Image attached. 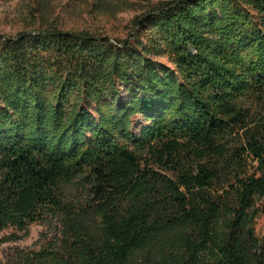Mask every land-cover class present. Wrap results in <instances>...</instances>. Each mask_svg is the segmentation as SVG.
I'll use <instances>...</instances> for the list:
<instances>
[{
	"label": "trees",
	"instance_id": "trees-1",
	"mask_svg": "<svg viewBox=\"0 0 264 264\" xmlns=\"http://www.w3.org/2000/svg\"><path fill=\"white\" fill-rule=\"evenodd\" d=\"M134 23L0 34V264H264V0Z\"/></svg>",
	"mask_w": 264,
	"mask_h": 264
},
{
	"label": "rangeland",
	"instance_id": "rangeland-1",
	"mask_svg": "<svg viewBox=\"0 0 264 264\" xmlns=\"http://www.w3.org/2000/svg\"><path fill=\"white\" fill-rule=\"evenodd\" d=\"M164 1L175 0H0V34L15 37L57 27L66 32L101 34L116 43L134 33L137 17ZM45 231L47 226L33 225L27 239L13 242L8 240L12 229L0 232V260H5L14 246L39 249ZM256 233L264 237V212L259 215Z\"/></svg>",
	"mask_w": 264,
	"mask_h": 264
},
{
	"label": "water",
	"instance_id": "water-1",
	"mask_svg": "<svg viewBox=\"0 0 264 264\" xmlns=\"http://www.w3.org/2000/svg\"><path fill=\"white\" fill-rule=\"evenodd\" d=\"M115 43V42H114Z\"/></svg>",
	"mask_w": 264,
	"mask_h": 264
}]
</instances>
